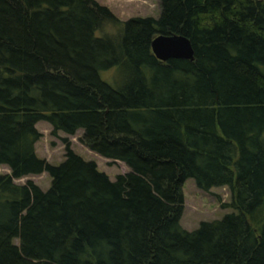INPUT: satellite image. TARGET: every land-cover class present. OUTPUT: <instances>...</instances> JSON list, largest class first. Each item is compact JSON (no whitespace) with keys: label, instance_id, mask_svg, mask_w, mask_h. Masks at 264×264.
<instances>
[{"label":"trees","instance_id":"1","mask_svg":"<svg viewBox=\"0 0 264 264\" xmlns=\"http://www.w3.org/2000/svg\"><path fill=\"white\" fill-rule=\"evenodd\" d=\"M157 1L119 21L96 0H0V264H264V0ZM159 34L193 58L159 60ZM39 121L128 171L67 139L39 157ZM43 172L46 190L14 181ZM188 178L231 211L184 229Z\"/></svg>","mask_w":264,"mask_h":264},{"label":"rangeland","instance_id":"2","mask_svg":"<svg viewBox=\"0 0 264 264\" xmlns=\"http://www.w3.org/2000/svg\"><path fill=\"white\" fill-rule=\"evenodd\" d=\"M99 4L107 7L119 21H126L134 17L156 18L160 13V6L157 0H96ZM105 33H115L116 28L107 25ZM108 72L103 74L107 78ZM105 78V79H106ZM36 128L41 133V137L36 143L37 155L46 159L52 164H58L64 159L65 142L67 139L70 148L84 160L94 161L98 169L115 179L116 175L128 171L127 166L120 161H111L97 153L89 150L79 141L81 131L74 135H66L59 132L57 136L51 135V126L45 121H39ZM9 169L5 165H0V176L8 174ZM32 180L43 190L50 186L51 178L46 173L28 175L14 179L18 184H24ZM184 195V208L180 219V224L184 229L193 230L197 228L201 221H211L221 218L231 211L230 208L222 207V203L230 202V192L227 187H211L208 191L202 190L195 184L194 179L188 178L182 186Z\"/></svg>","mask_w":264,"mask_h":264},{"label":"water","instance_id":"3","mask_svg":"<svg viewBox=\"0 0 264 264\" xmlns=\"http://www.w3.org/2000/svg\"><path fill=\"white\" fill-rule=\"evenodd\" d=\"M151 49L159 60L170 58H193V48L190 40L179 34H159L151 41Z\"/></svg>","mask_w":264,"mask_h":264}]
</instances>
